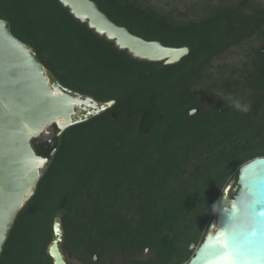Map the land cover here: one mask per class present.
I'll use <instances>...</instances> for the list:
<instances>
[{
  "label": "trees",
  "instance_id": "trees-1",
  "mask_svg": "<svg viewBox=\"0 0 264 264\" xmlns=\"http://www.w3.org/2000/svg\"><path fill=\"white\" fill-rule=\"evenodd\" d=\"M93 1L133 34L191 51L174 65L139 60L58 0H0V18L65 87L116 101L60 141L34 140L40 156L57 151L20 211L0 264H53L47 248L56 217L64 251L86 264L124 255L130 264L187 263L205 239L227 176L235 180L234 197L241 167L264 157L262 106L244 92L251 88L264 102V0H203L193 17L148 0ZM244 43L254 45L240 79L218 74L215 62ZM255 138L260 143L253 146ZM195 158L204 159L200 167Z\"/></svg>",
  "mask_w": 264,
  "mask_h": 264
},
{
  "label": "water",
  "instance_id": "water-1",
  "mask_svg": "<svg viewBox=\"0 0 264 264\" xmlns=\"http://www.w3.org/2000/svg\"><path fill=\"white\" fill-rule=\"evenodd\" d=\"M58 1L81 23L136 59L174 65L191 51L188 46H166L133 34L113 22L93 0ZM115 104V100L100 102L65 87L42 64L35 49L18 39L10 23L0 18V257L20 211L34 196L57 151L54 149L50 157L40 156L34 140L48 135L47 140L53 144L50 134L56 126L60 141L68 128L106 112ZM195 113L193 110L190 114ZM246 179L247 186L264 200V157L254 158L241 167L236 181L239 192ZM231 216V211L217 214L203 243L184 264H264V220L254 234L229 235L224 229ZM64 240L63 221L56 217L53 239L47 248L53 264H69Z\"/></svg>",
  "mask_w": 264,
  "mask_h": 264
},
{
  "label": "rangeland",
  "instance_id": "rangeland-1",
  "mask_svg": "<svg viewBox=\"0 0 264 264\" xmlns=\"http://www.w3.org/2000/svg\"><path fill=\"white\" fill-rule=\"evenodd\" d=\"M148 1L154 5L159 6V7H163V8L169 9V10L173 9L175 11V15H178V16L180 15L182 17H185V16L193 17V15L195 13H200V12H198V7L201 6L200 4L202 3L203 0H148ZM215 1L216 0H214V2ZM252 45H254V44L244 43L243 45L237 46V47L233 48L232 50H230L228 53H226L223 57H221L220 59H218L215 62L216 72L218 74H220V72L225 70V71L229 72L230 74H232V78L239 80L240 76H241L240 73H242V70L244 68L243 61L245 60L247 54L252 51ZM163 64H164V62H163ZM227 72H226V74H228ZM252 91L253 90L251 88L244 90V92L246 93V97L245 96L244 97H245V99L247 98V99H252V100L256 99L257 100V105L260 104V106H262V110H261V112H259L258 115L262 120H264V102H261L258 99V97H256V95L252 93ZM75 92H77V91H75ZM213 101H215V100H213ZM51 131L52 132H51L50 136L52 138H54V136L56 135L55 129L52 128ZM48 138H49V136L45 135L41 139L47 140ZM250 140H252V139H250ZM252 141H253L252 142L253 146L260 143V140L257 138L253 139ZM203 160L204 159L198 160L195 158L193 160V164L195 166L198 165L197 167H200ZM229 163H230V165H233L234 160L230 161ZM192 169H194V166L192 168H190V172ZM234 181L235 180H232V176L230 173L229 176H227L226 185H224V187L218 193L217 200L214 202L215 204L217 202L221 201L224 197L227 199L228 197H230L231 193L236 190V188H234V183H235ZM213 213L214 212H212V214L209 216L210 219L208 220V223L206 224V228L204 229V231H208L209 226L211 224V220L213 219L212 218V216L214 215ZM196 246H197V244H195V243L191 244L189 247V250H193ZM149 252H150V250L147 249L144 252V254L141 255V258L146 259L149 256ZM65 255H66V258H67L69 264H86L85 262H83L78 257H75V256L70 257L67 252H65ZM94 259H95V262H98V261H100V256L96 254L94 256ZM130 260H131V258H128L127 256L124 255V256H120V257L116 256V257L111 259V262L110 261L109 262L111 264H130ZM109 262H108V260H106V264H108Z\"/></svg>",
  "mask_w": 264,
  "mask_h": 264
},
{
  "label": "clouds",
  "instance_id": "clouds-1",
  "mask_svg": "<svg viewBox=\"0 0 264 264\" xmlns=\"http://www.w3.org/2000/svg\"><path fill=\"white\" fill-rule=\"evenodd\" d=\"M232 106L241 112L248 111V105L242 104L239 100H232ZM248 183L246 179L245 186L236 196H230L227 199L224 197L212 205V211L217 214L232 212L224 229L229 235L254 234L259 230L261 221L264 220V216L261 215V212H264V208H261L264 200H261L259 194L247 186Z\"/></svg>",
  "mask_w": 264,
  "mask_h": 264
}]
</instances>
